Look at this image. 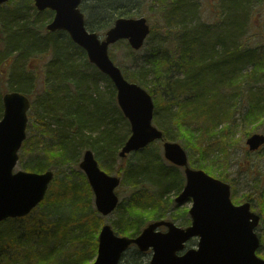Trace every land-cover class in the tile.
<instances>
[{
	"label": "trees",
	"instance_id": "obj_1",
	"mask_svg": "<svg viewBox=\"0 0 264 264\" xmlns=\"http://www.w3.org/2000/svg\"><path fill=\"white\" fill-rule=\"evenodd\" d=\"M147 4L152 20L149 44L131 73L124 72L149 88L157 110L174 115L180 139L199 153V160L214 149L225 152L224 133L233 126L234 102L240 93L250 96L247 119L264 114V0H214L204 18L200 0H82L80 8L87 29L101 32L117 17L141 14ZM28 9L33 10L29 17ZM52 16L49 9L36 10L32 0L9 8L0 5V117L4 92L16 90L32 98L35 113L29 127L37 126L51 142L43 143L41 150L34 136L24 140L21 150L29 158L25 170L76 163L79 150L89 148L105 161L107 172L120 174L121 184L133 192L128 203L118 206L114 227L120 234L135 236L148 217L164 218L168 201L163 197L171 190L180 191L182 176L148 146L134 152L135 158L123 168H115L118 150L129 135L115 89L65 32L44 30ZM158 30L159 39L151 42ZM118 42L136 59L141 49L134 51L126 41ZM77 54L83 63L76 62ZM37 59L45 60L38 78L30 65L36 68ZM95 74L110 89L103 99ZM75 76L85 80L79 82ZM252 84L259 85L251 89ZM45 100L50 109L43 107ZM73 103H84V107L75 114ZM169 131L165 127L164 138L173 140ZM226 161L227 155L220 162ZM190 162L214 173L206 161ZM70 178L54 177L38 207L24 217L0 222V264H91L103 218L92 206L87 180L83 177L78 183ZM258 250H264V245Z\"/></svg>",
	"mask_w": 264,
	"mask_h": 264
},
{
	"label": "water",
	"instance_id": "obj_2",
	"mask_svg": "<svg viewBox=\"0 0 264 264\" xmlns=\"http://www.w3.org/2000/svg\"><path fill=\"white\" fill-rule=\"evenodd\" d=\"M8 0H0V4ZM38 10L49 8L53 18L46 25L49 31L64 30L71 40L82 47L89 62L107 75L116 89L117 103L128 119L130 135L120 149L124 157L132 150L163 139V133L152 124L153 100L140 85L126 80L108 54V47L117 40L126 39L130 47L139 49L150 32L145 17H118L100 39L85 27L81 0H33ZM3 112L0 118V221L7 217L26 215L45 196L53 177L51 170L32 172L13 171L18 150L26 137L28 97L19 91L5 92L2 96ZM264 142V135L254 133L246 139L254 150ZM164 157L184 167L185 185L176 201L191 197L189 209L191 224L186 228L169 221L149 223L136 237L118 236L108 224L98 234L97 253L92 264H119L122 252L130 243L143 251L149 247L153 254L149 264H264L255 253L259 238L254 232L259 215L250 211L249 203L232 204L229 185L211 177L201 169L188 165L183 147L173 141L163 142ZM94 194L96 209L106 215L118 201L114 192L119 177L108 175L98 166L93 152L86 149L79 162ZM166 225L165 232L156 227ZM197 236V248L188 249L183 255L176 251L183 243Z\"/></svg>",
	"mask_w": 264,
	"mask_h": 264
},
{
	"label": "rangeland",
	"instance_id": "obj_3",
	"mask_svg": "<svg viewBox=\"0 0 264 264\" xmlns=\"http://www.w3.org/2000/svg\"><path fill=\"white\" fill-rule=\"evenodd\" d=\"M21 1L22 0H8L2 5L4 6V8L15 7L17 4L20 5ZM200 1L202 3L203 10L205 9L202 15V17L204 18V16L206 17L208 12L211 10L214 0H200ZM32 5H33V1H32ZM148 5L149 4H147L146 7L144 8V11H142L141 14L136 15V17L145 16L148 19L149 23L152 24V20L150 19V16H149L150 9L148 8ZM27 14H28L27 15L28 17L29 15H33V10L28 9ZM259 17H261V15L257 14L256 18L259 19ZM44 30L46 31V29ZM97 33L100 38H104L105 31H101ZM159 33H160V30H158L154 34L153 38L151 39V42H154L155 40L159 39ZM148 44H149L148 42L145 43L143 49H141V51L139 52V55L136 56V59L132 58L133 55L127 54L125 44L122 42L120 43L118 42V45H116L115 43L109 46L108 53H109L111 60L113 61L115 65H117L120 68L121 72L123 73L124 77L127 80L132 81L130 79L131 74H129L132 71L131 66H135L134 63H136L137 61H141L140 57L145 51ZM75 60L78 63H83V57L80 54L75 55ZM36 61H37L36 68H34L35 65H33L32 63H30V65L33 66L31 67V71H33V75H35L38 78L40 77V74L43 72L42 66L45 63V60L37 59ZM124 69L125 71H128L129 73L127 72L128 74H126L124 72ZM86 71L89 72L91 71V69H86ZM75 78L79 82H83L85 80V78L81 76H75ZM94 78L97 81L98 91L100 94L105 95L106 91L110 92L109 87L106 86V82L104 78L100 77V75H97V74L94 75ZM132 82L137 83L136 81H132ZM258 85L259 84H255V85L252 84L250 88L251 89H254V87L257 88ZM247 86L249 87V85ZM143 87L149 91V88H147L146 86H143ZM75 94H78V96L79 95L81 96L80 92H77V93L75 92ZM101 98L103 99V97ZM249 98L250 96L248 95L247 92H242L240 93L239 99L236 98L237 101L239 100L238 103L236 102V99H235V102H234L235 109L233 112V121H234L233 126L230 129L226 130L224 133V135L228 138V146L226 147V151L224 152L222 150L214 149L210 152V156L206 157V159L204 160H199L200 159L199 153L196 150H194L192 147H187L183 141L184 139L183 140L180 139L181 137L178 135L177 130H176L177 127L175 126L173 122L174 115L172 116V114L168 112L164 114L162 108L157 110L155 107L152 123L153 125L161 129L162 131H164L165 127L170 129L171 132L170 131L169 132L173 136V141L178 142L185 149L188 159H189L190 166H192L193 168L203 169L208 174L227 182L230 185L231 200L233 201V203L235 204L242 203L246 201L247 197H252L254 199V201L251 202V209L261 215L260 223L257 226V228H255V232L259 236L261 240V245L263 246L264 245V213H263L264 211L263 212L260 211V208H261L260 205L264 207V144L261 145L258 149L252 151L248 149V146L245 143V140L248 136H250L253 133L264 134V114L261 116L260 119H256V120L247 119V114L249 110ZM30 101H31V106L28 111L29 118H28L25 141L29 139L30 136L31 137L34 136V140L39 145V148L41 150H44L45 145H43V143H45L46 145H49L51 140L49 139L48 136L43 135L42 132L39 133L37 126L35 128L32 126L29 127L31 122L34 121V118H32L31 116H34V113H35V110L33 111L31 110L32 98H30ZM153 101H154V97H153ZM45 102L46 104H43V107L45 109H50V104H48L46 100ZM58 105L59 104H57V107H59ZM83 107H84V103H76L74 106L73 112L77 114V112L81 111ZM156 111H157L158 116H156ZM163 117L166 118L164 119L165 121L161 119ZM157 118L159 119V121H157ZM120 126H121V132H124L126 130V125L122 122ZM100 128L102 129L103 126H101ZM30 129L32 131H30ZM166 140H172V139H166ZM162 143H163L162 140H156L147 146L151 150L155 151L164 162H167V160L164 158V155H163ZM21 149L22 147L19 149V152H18L19 158H18V161L16 163L14 170H17L20 168L24 169L23 165L27 162V160H29V158L27 159L28 153H24L23 150ZM83 151L84 149L81 148V150H79V152L77 153L79 154V158L76 163L71 162L70 164H65V165H61L58 167L54 166L53 168H50V170H52L54 173L53 178L54 177L63 178V177L70 175L71 181L73 180L78 183H81L83 181V177L84 179H86L83 171L79 167V161L82 158ZM226 155H227V161L224 163V165H222L223 163L220 161ZM133 158H135V154L130 153L125 159L124 164L122 165V168L126 166L127 161H131ZM191 159L198 160V161H206L207 163H205V166H209V164H211L212 170L214 171V173H210L206 168L204 169L201 167L194 166L190 162ZM99 160L100 159H98L100 167L105 169V161L103 160L99 161ZM120 162L121 161L119 158L117 161H115V168L119 167ZM166 164L170 166L171 163L167 162ZM175 167L177 168L178 173L182 176L181 178L182 179L181 186H182L185 183V176H184L183 169L177 166ZM108 173L113 174V175L117 174L115 171L108 172ZM116 192L119 197V204H123L126 202L128 203V201L131 199L133 190L131 189L130 186L120 184L116 188ZM176 196H177V192L175 190H171L168 193H166L165 196L163 197L167 199L168 201L167 203L168 212L166 211L164 215V219L171 220L176 225L184 227L188 225L190 222V217L188 215L187 210L191 204L190 202H183L182 204L177 205L174 201V198ZM93 199H94V196L92 193V196H91L92 206L95 209ZM116 211L117 210H114L111 214L107 216H101L103 218L102 224H104L105 222L109 223L112 226V228L115 229L113 221L118 218V212ZM151 220L153 219L148 217L145 220L144 226H146ZM136 250L137 249L135 246H130L128 250H126L125 253L123 254L120 264H134L135 262L147 264L150 261L151 259L150 252L149 253L138 252V251L136 252ZM256 252L261 258L264 259V250L260 252L259 250H257ZM93 259L90 261L91 264H92Z\"/></svg>",
	"mask_w": 264,
	"mask_h": 264
},
{
	"label": "flooded vegetation",
	"instance_id": "obj_4",
	"mask_svg": "<svg viewBox=\"0 0 264 264\" xmlns=\"http://www.w3.org/2000/svg\"><path fill=\"white\" fill-rule=\"evenodd\" d=\"M190 200H187V201H185V202H189ZM180 204H182V203H180ZM188 212V211H187ZM167 229V227L166 226H161V227H159V230H161V231H165ZM196 243H197V238L196 237H192V238H190L189 240H187V242L185 243V245H184V248H183V251L182 252H179V254H181V253H183L185 250H187L188 248H190V247H194V245H196ZM146 253H151V251L150 250H147V251H145ZM142 264V263H141Z\"/></svg>",
	"mask_w": 264,
	"mask_h": 264
},
{
	"label": "bare ground",
	"instance_id": "obj_5",
	"mask_svg": "<svg viewBox=\"0 0 264 264\" xmlns=\"http://www.w3.org/2000/svg\"><path fill=\"white\" fill-rule=\"evenodd\" d=\"M100 94V93H99ZM93 96V95H92ZM101 96L103 97V98H105V95L104 94H101ZM121 129V128H120Z\"/></svg>",
	"mask_w": 264,
	"mask_h": 264
}]
</instances>
